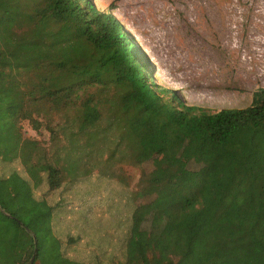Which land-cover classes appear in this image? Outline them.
<instances>
[{"label": "trees", "instance_id": "trees-1", "mask_svg": "<svg viewBox=\"0 0 264 264\" xmlns=\"http://www.w3.org/2000/svg\"><path fill=\"white\" fill-rule=\"evenodd\" d=\"M147 70L121 24L92 0H0V159L19 160L27 175L13 170L0 177V264H101L96 254L92 262L67 256L62 245L75 238L63 242L54 231L60 210L50 197L64 182V168L44 159L41 139L22 128L27 122L35 135L41 131L42 120L29 107L37 101V113L72 110V135L85 133L92 147L106 139L96 141L92 131L105 107L126 122L132 139L123 147L136 164L147 151L139 135L144 126L167 146L173 142L164 156L187 176L189 191L166 174L137 193L184 197L165 208L182 254L159 264H264V87L247 106L211 111L151 84ZM90 85L98 94L81 95ZM189 150L206 166L185 169ZM41 184L45 193L36 197L33 188ZM133 205L122 264H153L137 231L143 214Z\"/></svg>", "mask_w": 264, "mask_h": 264}, {"label": "rangeland", "instance_id": "rangeland-1", "mask_svg": "<svg viewBox=\"0 0 264 264\" xmlns=\"http://www.w3.org/2000/svg\"><path fill=\"white\" fill-rule=\"evenodd\" d=\"M92 2L98 10L115 17L143 53L151 84L175 90L188 104L211 111L244 107L251 102L253 92L264 87V0ZM87 92L98 94L94 85L80 94ZM37 102L29 107L33 116H40L41 131L35 135L27 122L22 128L26 136L41 139L39 150L44 159L64 168V182L58 193L50 197L57 211L60 210L53 223L55 233L63 242H67L69 234L75 238L62 245L64 253L86 262H92L96 254L101 264L124 263L134 200L136 210L143 214L137 231L148 246L153 264L178 260L182 250L177 247L178 237L168 224L169 211L165 208L171 205L170 211L173 210L174 204L184 197L160 199L156 192L137 195L148 184L152 187L154 178L166 174L181 190L189 191L187 176L176 172L171 160L164 156L165 151L174 148L173 142L172 147L167 146L161 141L160 133L149 131L150 124L144 126L139 135L147 142V151L136 164L123 147L125 140L132 139L126 137L131 136L126 122L117 120L105 107L100 106L102 118L92 131L98 133L96 141L99 135L106 139L92 147L86 144L85 133L72 135L76 128L70 122L72 110L55 111L47 107L37 113L35 108L40 106V101ZM117 122L125 139L120 138ZM192 147L189 145L188 149ZM182 166L198 170L206 164L196 162L190 151ZM13 170L27 176L19 160L0 159V177ZM33 192L36 197L43 196V184L34 187ZM92 250L95 253L91 254Z\"/></svg>", "mask_w": 264, "mask_h": 264}, {"label": "water", "instance_id": "water-1", "mask_svg": "<svg viewBox=\"0 0 264 264\" xmlns=\"http://www.w3.org/2000/svg\"><path fill=\"white\" fill-rule=\"evenodd\" d=\"M33 259V258H32ZM32 259H31V261H32Z\"/></svg>", "mask_w": 264, "mask_h": 264}]
</instances>
